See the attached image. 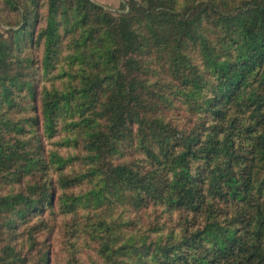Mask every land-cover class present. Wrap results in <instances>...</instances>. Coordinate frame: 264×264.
<instances>
[{
	"label": "trees",
	"instance_id": "obj_1",
	"mask_svg": "<svg viewBox=\"0 0 264 264\" xmlns=\"http://www.w3.org/2000/svg\"><path fill=\"white\" fill-rule=\"evenodd\" d=\"M0 0V264H264V0Z\"/></svg>",
	"mask_w": 264,
	"mask_h": 264
},
{
	"label": "rangeland",
	"instance_id": "obj_2",
	"mask_svg": "<svg viewBox=\"0 0 264 264\" xmlns=\"http://www.w3.org/2000/svg\"><path fill=\"white\" fill-rule=\"evenodd\" d=\"M95 1L100 3V4H102V5H105L106 8H108L112 12L122 11V8H123L122 4L125 3V0L122 3L121 2H116V0H114L116 4L115 3L113 4L112 1H110L111 4H109V3H107V0H105L106 2L103 1V0H95Z\"/></svg>",
	"mask_w": 264,
	"mask_h": 264
},
{
	"label": "crops",
	"instance_id": "obj_3",
	"mask_svg": "<svg viewBox=\"0 0 264 264\" xmlns=\"http://www.w3.org/2000/svg\"><path fill=\"white\" fill-rule=\"evenodd\" d=\"M103 1H105V0H103ZM110 1H112V3L114 4L115 3V1L114 0H107V3H109V4H111V2ZM101 2V1H100ZM106 2V1H105ZM116 2H124V0H116ZM116 4V3H115ZM120 4V3H119Z\"/></svg>",
	"mask_w": 264,
	"mask_h": 264
}]
</instances>
